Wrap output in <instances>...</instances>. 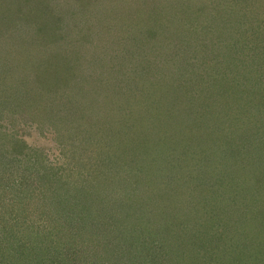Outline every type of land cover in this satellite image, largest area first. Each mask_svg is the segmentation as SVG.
I'll return each mask as SVG.
<instances>
[{
	"label": "rangeland",
	"instance_id": "obj_1",
	"mask_svg": "<svg viewBox=\"0 0 264 264\" xmlns=\"http://www.w3.org/2000/svg\"><path fill=\"white\" fill-rule=\"evenodd\" d=\"M35 1L32 7L25 0H0V93L7 92L8 85L19 86L20 94L26 91L25 84L32 88L41 82L40 87L45 90L48 86L53 87L48 83L45 70L49 71V77L56 73L61 77L64 91L59 96V102L51 98H45L41 103L37 98L25 99V109L20 112L12 111L10 107L0 111V130L7 134L2 132L0 136V180L11 179L4 174L3 168L8 158L11 161L7 165H11L9 170L13 172L12 180L22 183L25 188L22 193H18L12 187L7 199L0 196V248L5 258L1 262L9 258L7 264H37V257L43 252L48 256L43 260L48 261L54 254L64 255L62 248H70L69 239L78 241L77 231L82 223L89 224L93 233L79 241V248V245L73 244V250L85 249V245L95 247L101 239L104 245L111 243L113 246L115 239L121 238L119 232L110 235L109 224L121 229L126 215L121 214L119 221H115L116 217H109L104 222L98 214L81 211L80 208L87 202L85 191L90 188L72 191L68 185H64L65 182L78 184L75 180L82 176L81 173L72 172L71 167L77 166L76 161L81 157L86 135L90 134L96 141L99 138L98 142L104 144L109 140H121L122 137L131 140L140 134L139 138L143 139L141 145L147 146L149 167L145 171L157 170V175L153 176L155 184L147 183V187L161 192L163 181L177 174V149L172 145L166 148L159 141L149 142L145 138L144 115L158 116V102L163 101V96L178 99L181 105L187 106L186 111H189L190 119L193 120L200 119L197 113L203 103L200 102L199 106L195 101L183 103V93H177L174 89L179 83L183 82L184 86L186 83L189 86L186 90L191 88L195 93L202 84L209 86L207 80L212 78V83H221L215 87L220 88L223 94L214 88L211 92L203 90L202 94L210 92L209 95L218 101L227 96L230 100L228 106L232 107L239 105L236 100L244 98L236 96V90L247 88L248 92H253L261 86L264 91V47L258 55L254 51L258 46L257 38L251 44L248 42L247 36L249 33L255 35L256 26L245 14L246 7H254V2L260 1L264 9V0ZM35 9H39V13L32 15L30 10ZM242 35H246L244 37L247 39ZM262 43L264 46V38ZM233 57L237 58L235 64ZM246 61L248 64L258 62L257 68L262 71H254L253 65L246 67ZM56 65L61 68H56ZM165 82H170L172 88L165 90L160 87ZM116 90L122 91L124 96L115 95ZM119 97H123V102L117 101ZM85 98L89 105H86ZM146 107H149L148 110ZM68 110L74 113L73 118H69ZM130 110L131 115H125ZM225 110V106L221 107L219 115H224ZM171 113L176 120H182L178 116L182 114L179 111ZM205 118L202 117L207 120ZM70 119H74L76 127L85 129L86 133L78 130L77 135L67 134L71 133V129L74 130L68 124ZM193 132L188 134L173 130L182 147V154L188 155V149L192 152L188 158L191 159L196 152L200 158V152L194 151L198 142L203 141L210 153L219 147L218 137ZM259 138L264 139V133ZM114 145L115 154L117 151L124 154L130 150L126 144L121 148H115ZM104 148L106 150V146ZM149 148L152 155L149 154ZM164 151L170 162L166 161L163 165L160 158ZM193 159L195 163L197 159ZM125 160V167H131L132 157ZM155 160L158 163L153 165ZM184 163H187V156ZM207 164V160L203 159L201 165ZM129 171L126 172L127 178H130L127 185L117 187L114 183L115 190L107 197L109 203L106 207L111 211L109 215L119 209L125 210L126 202L134 196L129 211L137 209L147 215L146 219L151 216L152 221H157L163 214L153 209L154 204L150 199L147 201L145 197H140L137 191L134 194L133 180H139L141 176ZM83 177L79 187L83 186ZM253 178L257 183L247 181L241 186L248 188L245 192L237 187L231 190L237 196L232 197L234 200L219 195L218 199L214 194L216 201L213 204H217L215 208L222 215L223 223H230L229 219H234L236 228L264 233V184H259L264 178V167L258 172L254 171ZM208 186L215 193L220 190L215 188V184H203L204 189ZM128 191L130 195L125 196ZM10 196H13V204H9ZM88 196L94 197L91 193ZM188 197L185 190L178 191L174 196L176 201L173 209L164 212L167 219L169 214H180L183 232H186V227H191L186 226L184 221H188V212L192 210V206L185 202ZM254 213L262 214L254 217ZM216 229L214 226L213 231ZM50 239L55 240L56 246L47 253L44 248H48L44 246L48 245ZM193 242L194 236L186 232L178 240L180 244L166 247L167 264H191L187 259L196 256ZM109 246L106 247L107 252L112 250ZM65 250L68 253L69 249ZM216 254V251L211 253L212 257ZM79 256L84 255L80 252ZM86 257L90 258L89 261L85 260L81 264H96L92 262L90 254H86ZM68 260L66 258L63 264H72Z\"/></svg>",
	"mask_w": 264,
	"mask_h": 264
},
{
	"label": "trees",
	"instance_id": "obj_2",
	"mask_svg": "<svg viewBox=\"0 0 264 264\" xmlns=\"http://www.w3.org/2000/svg\"><path fill=\"white\" fill-rule=\"evenodd\" d=\"M25 1L32 4V7L36 4H33L34 0ZM254 3V7H246L245 9L246 18L252 21V25L256 26V31L254 32L255 35L249 33L247 37L250 44L255 38H257L258 46L255 47L254 51H257V54L259 55L261 49L264 47L262 43L264 38V9L261 7L260 1ZM18 7L20 8V5H18ZM30 13L32 15H37L39 9L30 10ZM242 36L245 40L247 39V37H244L246 35ZM236 59L237 58L233 57L232 61L234 64L237 61ZM248 65H253L252 69H254V71H257L258 69L262 71L261 68H257L258 62L256 61L249 64L246 61L245 66L247 67ZM46 68L48 67L46 66ZM56 68L61 67H57L56 65ZM66 68L68 67L66 66ZM45 72L49 79L48 83L53 87L48 86V89L45 90L44 88H41V82L39 85L32 86V88L27 87L25 84L24 88L26 91L20 94L21 91L19 86L17 87L16 85H13V87L12 85H8L9 88L6 89L7 92L0 93V111H3L4 108L10 107V110H17L20 112V110L25 109L23 107L26 104L25 99L37 98L41 103L45 98H51L52 100L55 99L59 102V96L64 91V88L61 87L64 84V81L57 75V73L52 74L53 77H49V71L45 70ZM5 77L7 78L6 75ZM212 80V78L211 80L208 79L207 83L209 86L202 84L195 93H193L191 88L187 91L186 89L189 86L186 83L185 86L182 85L183 82L174 87L176 90L175 92L183 93L185 99L182 100L183 103L186 102L187 104V102H189L190 104L195 101L198 106L200 105V102L203 103V107L200 106L197 113V116L200 117V119H190L191 114H188L189 111H186L187 106L181 105L180 102H178V99L171 98L170 96H163V101L158 102V116L149 117L144 115V123H146L144 126L146 129L145 138H147L149 142L159 141L161 146L164 144L166 148H170L172 145L177 149V160L179 161L177 174L174 177L170 175V179L163 181V184L160 186L161 192H156L154 189L147 187V183L152 184L153 182L155 184L153 176L157 175V170L152 169L150 172L145 171L149 167V161L146 155L147 146L145 145L143 147L141 145L143 139L139 138L140 134L136 137L130 138L131 140H128L127 137H122L121 140H109L104 144L98 142L99 138L97 141L92 139L90 134L85 136V143L81 150V157L76 161L77 166L75 168L71 167L73 169L72 172H75V174L80 175L81 173L82 176H85L82 179L83 186L79 187L81 185L80 179L82 176H80L78 180H75V182L78 181V184L75 183V185H73L72 182H65L64 185H68L72 191L83 188L85 191L86 188H90V190L87 189V191H85L87 196L84 198L87 199V202L80 208L81 211L98 214L102 217L104 222L109 217H116L115 221H119L121 214L122 216L126 215V218H123L122 220V225L126 228L123 229V227H121V229H117L115 228V224H109V230L112 232H109L110 235L114 236L119 232L118 236H121V238L117 237L115 239L113 246L111 243L106 244L107 246L110 245L108 247L109 249H112L109 252L106 251L107 246L104 245L102 239L101 242L95 245V247L85 245L83 247L85 249L73 250V244L75 246L79 245V241H81L82 238L85 236L89 237L93 233V228L89 224L82 223L83 226L82 224L79 225L80 229L77 231L79 238L78 241L69 239L71 244L68 245V247L70 248H62L64 250V255L54 254V256H52L53 258L51 257L52 259L48 261L43 260L45 259L44 257L48 256L44 255V252L42 251L43 254L37 257V264H63V261L66 258L67 260L69 259L68 261H72V264H81L85 260L90 259L86 257V254H90L92 262L96 264H162V262L167 264L169 260L167 259L166 247H174V244H180L178 243V240H180L186 232L193 235L195 239V242L192 244L196 248L194 249L196 256H191V258L188 257L189 259H187L191 264H264V233L255 232L254 230L251 232L249 229H243L240 227L236 228V221L234 219H229L230 223H223L224 219L222 218V215L218 212V208H215L217 204H213V202L216 201L214 194L218 199H220L218 197L219 195L227 200H234L232 197L236 198L237 196L233 195L231 190H235L237 187L245 192L248 188H241V186H244L243 184L247 181H249V183L250 181H255L253 178L254 171L258 172L264 167V139L259 138L260 135L264 133V91H262L261 86L258 89L255 88L253 92H248L247 88L245 90H236V96L238 95L244 98H239L240 101L236 100L239 105L232 107L228 106L230 100L227 96H225L221 102L214 98V96L209 95L213 88L221 95L223 94L220 92V88L215 87L216 85L220 86L221 83H212ZM59 82H62V84L60 85ZM169 83L166 84L165 82L160 85V87L169 90V88H172L169 86ZM212 84L214 87H212ZM155 85L157 84H154V86ZM43 86H46V84ZM203 90L211 91L209 94L204 93L203 95ZM47 91L49 95L47 94ZM27 92H30V94L25 95ZM120 94L123 95V92L116 90L115 95ZM22 96L23 98H21ZM84 97H86V95H84ZM62 98L63 97H61V99ZM119 98L120 99L117 101L123 102V97ZM86 101L85 98V102ZM86 105H89L88 102H86ZM223 106L226 107V110L224 111V115L222 114L220 116L218 112ZM147 108L149 107H146V110H148ZM140 110L142 111V109ZM71 111H67L70 115L69 118L74 117V113ZM172 111L174 113H178V111L182 113L178 115L182 120H176L175 117L171 115ZM131 112L132 110L125 115L128 116ZM202 117H206L205 119L207 120L202 119ZM133 120V122L136 121L135 118ZM74 122V119H70L68 124H70L75 131L71 129V133L67 132V134L77 135L78 130H84L85 132V129L76 127ZM65 123L67 124V120ZM206 126H208V128H206ZM177 129L185 131L188 134H191L192 131H194L197 134L199 132H204L206 135H211L212 138L218 137L219 147L210 153V151L205 149L203 141L198 142L197 145L194 146V151H199L201 156L198 159V152H196L195 156H192L190 159L188 158V155L190 156L192 152L187 148L188 155L186 153L182 154V147L179 144L177 137L173 134V130L177 131ZM2 132L5 133V131L0 130V136L3 135ZM72 139L74 140V136ZM90 139L92 141H90ZM124 144H126L130 150H127L124 154L117 151L115 154V149L112 145H114L115 148H118V146L121 148ZM105 146L106 150L104 148ZM17 150H19V148ZM149 150V154H151V148H149ZM201 152H203V154ZM156 153L160 155L159 152ZM186 156L187 163H184ZM128 157H132L133 163L130 165L131 167H125V159ZM166 157L164 151L163 156L160 158L162 159L163 165L166 161L170 162V159H167ZM193 158L197 159L195 163V159ZM203 159L207 160V166L201 165ZM8 163H11V161L7 158V164ZM122 163L123 166L120 167ZM156 163L158 162L155 160L153 165ZM7 164L6 166H3V168L5 167L4 174L11 179L0 180V196H4L5 199L8 198L9 190L12 187H14L18 193H22V190H25L23 185H21L22 183H17L12 180L13 172L9 170L11 165ZM128 169L130 170L129 172H136L138 173V176H141L139 180H133L134 185L132 186V190H134V194L135 191H137L140 197H145L147 201L150 199L154 204L152 205L153 209H156V212L160 210L159 214H163L157 219V221H152L151 216H149V219H146L147 215L137 209L129 211V209H131L129 204L134 196H131V199L126 202L127 207L125 210L119 209V211H114L112 215H109L111 211L106 207L109 203L107 197L110 194L112 195V192L115 190L114 183H116L117 187H124L127 185L128 180L130 179L129 177L127 178ZM122 171H124V173H122ZM252 178L253 180H251ZM207 183L215 184V188H220V190L217 191L215 189L217 191L215 193L214 189H211V186L204 189L203 184ZM255 183L257 182L255 181ZM259 184H264V178H262V181H259ZM111 187L114 188L111 189ZM182 190L183 192L185 190L189 196L185 199V202L188 206H192V210L189 208L191 211L188 212V221L184 219L186 226H191L186 227V232H183L181 227L180 222L183 224V220L179 213L169 214L168 219L166 218L167 215L164 214L165 210L169 209L170 212V210L173 209L176 201L174 196L178 191L182 192ZM90 193L94 195L93 198H89L88 194ZM129 195L130 192L128 191L125 196ZM8 201L9 204H13V196H10ZM98 211H100V213ZM146 211L147 210H145V212ZM261 214L262 213L256 215L254 213V217H259ZM21 217L25 218L24 216ZM76 223L78 224L77 221ZM253 223L256 225V222ZM214 226H216L217 229L213 231ZM246 230H248L249 233ZM254 236L257 237L254 239ZM54 243L55 240L50 239L48 245L44 246L48 249L44 248V251L49 253L51 248L56 246ZM101 245L103 246L101 247ZM79 247L80 245L78 248ZM181 247L182 246L179 247L180 250L182 249ZM65 249H69V251L73 252L68 254L69 251L67 253ZM2 251V248H0V264H7V260H10L9 258H6L4 263L1 262L5 259L3 258ZM79 251L84 256L80 257ZM169 251L171 250L169 249ZM215 251L217 254L212 257L211 253L213 254ZM105 254H108V256ZM169 256L172 257V254H169ZM33 261H35V257H33ZM169 264L174 263L171 262Z\"/></svg>",
	"mask_w": 264,
	"mask_h": 264
}]
</instances>
